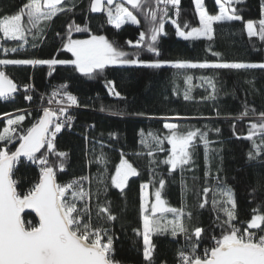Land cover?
<instances>
[{"label":"trees","instance_id":"trees-1","mask_svg":"<svg viewBox=\"0 0 264 264\" xmlns=\"http://www.w3.org/2000/svg\"><path fill=\"white\" fill-rule=\"evenodd\" d=\"M28 2L30 0H0V16L15 13ZM204 3L210 14L217 13L214 0H204ZM261 3L262 0H241L235 7L244 21L253 20L258 28ZM89 5L90 0H63L61 6L66 11L58 13L51 21H43L42 38L33 39L32 35H28V42L22 48L19 47L22 41H5L0 35V59H70L71 54L62 50V37L67 39L68 25L73 22L81 27L87 26L89 31H72V39H86L91 34L104 35L122 50L135 51L126 42H135L141 31H147L149 24L145 16L133 10L140 24L126 23L117 30L107 23L104 12L91 13ZM125 6L132 10L130 5ZM144 7L155 8V0H148ZM178 11L179 15L176 14L177 9L169 5L171 19L176 20L182 30L199 26L193 0H180ZM165 29L167 34L158 38L159 57L142 46L140 59L210 64L264 62V41L258 36L249 38L243 21L215 24L211 40L204 37L184 40L176 35V27L170 20H166ZM33 44L36 46L33 47ZM13 47H17L18 51L4 53V48ZM0 70L5 71L19 86L16 95L0 100V130L4 127V114L8 113L12 117L25 115L22 124L16 126L18 130L30 127L41 115L42 110L37 107L44 104L50 92L62 84H67V91L77 97L79 106L72 111L75 115L73 126L62 129L55 141L57 150L67 153L63 160L64 170L57 168V182L67 183L85 176L89 178L82 184L89 195L84 202H78V207L87 206L86 221L90 215L94 225L108 229L114 238L113 257L119 264H148L143 259L142 235L138 236L134 231L140 229L142 232L139 210L142 183L149 185L147 193L149 201L153 202L154 193L160 187L159 180L164 179L162 199L166 206L184 211L183 221L188 229L187 235L178 234L175 237L170 232L153 233L151 238L155 249L151 264H179V251H191L186 241L195 227L204 230L199 241L191 236L192 242L197 244L198 254L203 255L205 248L212 245V237L221 234L217 215L226 218L223 212L218 213L212 207L214 197L223 201L224 198L219 195L223 187L232 190L238 221L249 220L253 209L264 215V154L249 159L252 141L244 138L250 122L259 123L260 113L264 112V69H176L167 64L160 68L110 66L94 79L74 72L70 65H56L51 70L47 65H0ZM188 77L192 80L185 83ZM203 78L213 81L215 92ZM109 80L114 81L121 97L109 95L105 86ZM26 84L32 86L27 93L33 97L31 101L24 99L23 86ZM186 90H190L189 100L184 99ZM245 109L248 115L242 116ZM29 112L31 115H27ZM165 122L179 124L182 131L190 128L207 131L212 142L207 160L204 145L198 141L197 147L192 150V163L170 173L169 166L160 163L166 159L170 146L165 141L162 146L165 151H159L153 141V136L163 137L166 134L167 130L163 128ZM216 129L220 131L216 132ZM142 139L149 147L141 143ZM255 139L257 144L261 143L259 137ZM17 144L14 141L8 147L14 151ZM3 145L4 142L0 141V147ZM149 150L153 151L151 157L147 155ZM122 153L139 173L130 178L123 192L111 186V175ZM101 155L104 162L98 163ZM49 161L55 166L59 158L50 155ZM206 170L209 173L207 178ZM38 176L39 168L23 157L13 169V179L18 182L17 190L21 192L27 191ZM204 187H209L210 192L205 207L200 208L199 205L205 202ZM99 206H107L116 220L98 219ZM22 215L26 220L37 222L30 211ZM167 217L173 216L171 213L157 214L158 223L164 225ZM237 226L246 227V224L237 222Z\"/></svg>","mask_w":264,"mask_h":264},{"label":"snow or ice","instance_id":"snow-or-ice-1","mask_svg":"<svg viewBox=\"0 0 264 264\" xmlns=\"http://www.w3.org/2000/svg\"><path fill=\"white\" fill-rule=\"evenodd\" d=\"M218 8L216 14H210L205 7L204 0H193L195 12L199 19V27H192L190 31H184L172 20L169 15V5L177 9L180 0H155L156 7L144 5L148 0H90L89 11L91 13L104 12L107 16V23L119 30L123 24L130 23L139 25L140 20L133 10L140 11L148 22L147 31H141L139 38L133 42L126 43L135 51L128 52L122 50L114 42L104 35L91 34L88 39H72V31L88 32L87 26L81 27L78 24L68 25L67 39L62 37V50L71 53V59H0V65H47L51 70L56 65H70L72 70L89 79H94L103 74L104 70L110 66H143L150 68H160L164 65H171L176 69L186 68H224V69H264V63H243V62H222V63H193L190 61H161L159 59L145 61L140 59V52L146 48L147 52L159 57L161 54L157 47L158 38L166 35L165 23L170 20L176 27V35L184 40H195L201 37L211 40L213 38L214 25L225 21H243L244 29L249 38L259 37L264 41V0H262L260 14L261 18L257 22L253 20L244 21L238 14L235 7L241 0H214ZM63 0H30L24 3L12 14L0 16V35L5 41H22L19 47L26 44L27 36L32 35L33 39L42 38L44 31L43 21H51L58 13L66 11ZM125 5H130L126 7ZM72 9H67L71 11ZM26 17V20H25ZM187 27V25H186ZM35 30V31H33ZM60 35V33H57ZM36 45L33 44V47ZM143 46V48H142ZM4 53L9 51L15 53L17 47L11 49L4 48ZM214 55H219L214 53ZM51 75V71L49 72ZM215 92V84L209 78H203ZM192 77H188L185 83H189ZM109 95L121 97V93L116 90L114 81H107L106 85ZM26 101H31L33 97L28 95L30 85H24ZM67 84H62L54 89L49 96L47 103L57 105V107H43L42 115H38L35 122L26 129L18 130L16 126L25 120L24 114L15 115L4 114L7 118L4 127L0 130V141L4 145L0 147V264H119L113 257V236L109 234L106 227L96 226L91 222L89 215L86 221L84 216L88 212L87 206L78 207V202H84L89 195L84 191L83 181L88 177L73 179L67 183L57 182V168L64 170L63 160L67 153L58 151L55 145L57 135L66 126L71 129L73 118L67 115L68 107L79 106L75 95L67 91ZM19 86L9 78L5 71L0 70V100H8L18 91ZM188 91H185L184 99L189 100ZM43 99V97H42ZM65 100L67 106H65ZM103 110V108L101 109ZM20 111V110H18ZM31 115V113H27ZM248 110L242 113L247 116ZM260 122H250L248 134L245 139L252 141V150L249 151V159H255L264 154V112L260 113ZM94 127V126H93ZM207 127V126H205ZM167 130L163 137L153 136L155 146L159 151H165L162 147L164 142L170 146L167 149V157L160 163L168 165L169 172H173L178 167L190 165L193 160V149L197 147V142H201L205 149V158H208L209 145L212 143L208 139V132L200 128H190L186 131L180 129L177 123L163 124ZM220 129H216L219 132ZM114 135V134H113ZM148 135H152L149 133ZM256 137L261 140L257 144ZM87 139V137H85ZM18 142V146L12 151L8 145ZM141 143L149 147L142 139ZM42 149L45 151L42 152ZM40 154V155H37ZM59 158L57 165L49 161V156ZM147 155L153 156V151L149 150ZM39 168L38 180L34 182L27 191L17 190V181L13 179V169L20 158ZM104 162V157L97 160ZM138 170L127 159L123 153L119 164L116 165L114 173L111 175V186L121 192L125 190L130 178L138 176ZM209 175L205 171V177ZM160 187L155 191L154 202H148L146 189L147 183L140 185L139 210L142 232L134 229L136 234L143 238V259L151 264L155 245L152 242L153 233L170 232L173 237L178 234H188L183 217L182 209L166 206L162 199V192L165 180H159ZM209 187H204L203 193L205 202L200 208H204L207 203ZM219 195L224 199L218 201L215 197L212 200L214 210L224 213L221 218L217 215L221 234L219 237H212V245L205 248L203 255L198 254L197 244L192 242L191 236L197 241L202 238L201 227H195L186 243L191 248L190 252L180 250L178 253L179 264H264V215L257 209H253L251 218L247 221H238L237 204L233 198L232 190L223 187L219 190ZM150 203V207H149ZM31 210L38 218V222L26 220L23 217L25 210ZM171 213L173 219L164 225L157 221V214ZM191 217V213L187 214ZM98 219H106L111 222L116 220V216L111 214L107 206H99L97 212ZM237 222L246 227H238Z\"/></svg>","mask_w":264,"mask_h":264},{"label":"built area","instance_id":"built-area-1","mask_svg":"<svg viewBox=\"0 0 264 264\" xmlns=\"http://www.w3.org/2000/svg\"><path fill=\"white\" fill-rule=\"evenodd\" d=\"M30 86H31V85H30ZM31 87H32V86H31ZM31 87H30V88H31ZM52 92H53V91H52ZM52 92H51V94H52ZM50 96H51V95H50ZM48 98H49V97L46 98V101H45L44 104L38 106L37 108L42 110L43 107H49V106H51V107H57V105H55V104H53V105H49V104L47 103ZM64 103H65V106H67V101H66V100H65ZM77 107H78V106H70V107H68L67 115H69V116H71V117L73 118V120H72V126H73V123H74V121H75V115L72 113V111L75 110ZM65 128H66V129H69L67 126H66ZM71 128H72V127H71ZM44 151H45V150H44ZM162 264H164V263H162Z\"/></svg>","mask_w":264,"mask_h":264},{"label":"rangeland","instance_id":"rangeland-1","mask_svg":"<svg viewBox=\"0 0 264 264\" xmlns=\"http://www.w3.org/2000/svg\"><path fill=\"white\" fill-rule=\"evenodd\" d=\"M218 12V11H217ZM199 27V26H198ZM191 30V29H190ZM190 30H188V31H190ZM187 32V31H186ZM86 39H88V38H86ZM71 54V53H70ZM72 58V57H71ZM70 58V59H71ZM264 63V62H263ZM7 118V117H6ZM146 191V194H147V200H146V203H148V202H150L149 201V197H148V193H147V189L145 190ZM154 202V201H153ZM149 207H150V203H149ZM173 219V217H167L166 218V220H165V223H167L168 221H171Z\"/></svg>","mask_w":264,"mask_h":264},{"label":"water","instance_id":"water-1","mask_svg":"<svg viewBox=\"0 0 264 264\" xmlns=\"http://www.w3.org/2000/svg\"><path fill=\"white\" fill-rule=\"evenodd\" d=\"M118 2H119V0H118ZM17 93V92H16ZM16 93L14 94V95H16ZM41 115H42V112H41ZM17 146H18V144H17ZM15 150V149H14ZM22 158V157H21ZM25 211H30V212H32L31 210H28V209H26ZM33 213V215L35 216V213L34 212H32ZM36 219H37V222H38V218L36 217Z\"/></svg>","mask_w":264,"mask_h":264},{"label":"bare ground","instance_id":"bare-ground-1","mask_svg":"<svg viewBox=\"0 0 264 264\" xmlns=\"http://www.w3.org/2000/svg\"><path fill=\"white\" fill-rule=\"evenodd\" d=\"M52 91H53V90H52ZM52 91H51V92H52ZM51 92H50L49 96L51 95ZM49 96H48V97H49ZM37 109H38V108H37Z\"/></svg>","mask_w":264,"mask_h":264}]
</instances>
